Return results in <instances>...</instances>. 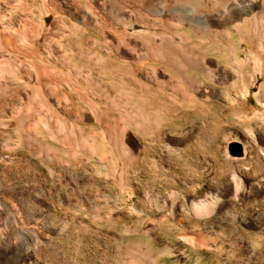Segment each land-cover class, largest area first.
<instances>
[{
    "label": "rangeland",
    "instance_id": "374dc122",
    "mask_svg": "<svg viewBox=\"0 0 264 264\" xmlns=\"http://www.w3.org/2000/svg\"><path fill=\"white\" fill-rule=\"evenodd\" d=\"M0 4V264H264V0Z\"/></svg>",
    "mask_w": 264,
    "mask_h": 264
},
{
    "label": "bare ground",
    "instance_id": "6f19581e",
    "mask_svg": "<svg viewBox=\"0 0 264 264\" xmlns=\"http://www.w3.org/2000/svg\"><path fill=\"white\" fill-rule=\"evenodd\" d=\"M3 0H0V3L2 2ZM179 1V0H178ZM249 2V0H248ZM251 2V1H250ZM235 4V3H234ZM1 5V4H0ZM234 6V5H233ZM201 17V16H200ZM182 20H185V19H182ZM187 21V19H186ZM2 22V18L0 16V23ZM188 22V21H187ZM190 24L192 23V21H190ZM2 25V24H1ZM192 25V24H191ZM1 28V27H0ZM17 40L18 39H15V32L12 30L10 33H7V34H4L3 32L0 31V99H3V98H6L8 97L9 94H7V90H9V87L10 86H7L6 84V79L7 77H15V75L17 74V71L20 67V64L23 63V61L19 60L18 59V52H19V47L17 45ZM20 40V39H19ZM24 43H25V46L27 48V51L24 55V57L27 59L31 58L32 56V48H33V41L31 42L30 39H23ZM22 42V41H21ZM19 44V43H18ZM169 45V44H168ZM30 52V53H29ZM20 54V53H19ZM164 56V55H163ZM40 58V56H39ZM165 58V57H164ZM180 60V59H179ZM163 61V60H161ZM178 60L177 58H173L170 57V59H166L164 60V64L168 65L169 68L170 66L172 67H175L174 64L176 65ZM184 63L186 66L188 65H192L195 67V71H197V73H200L202 72L199 68H198V62L197 60H189V59H184ZM27 63V62H26ZM25 63V64H26ZM32 63V62H31ZM236 63V62H235ZM238 64V67H239V70H243V65L239 62H237ZM22 65V64H21ZM22 67V66H21ZM172 67V68H173ZM24 68V66L22 67ZM33 68V67H32ZM43 71L46 72L47 74V78L45 79L44 76H40L42 79H41V85H43V87H49V86H52V88L56 89L58 88V83L53 80L51 77H49L48 73H47V69L45 66H42L41 68ZM194 69V68H193ZM20 70V69H19ZM23 69H21L20 71H22ZM40 71V70H39ZM19 72V71H18ZM41 73V72H39ZM4 74H7L8 76L5 77ZM28 74V73H26ZM44 74V75H46ZM19 75V74H18ZM40 75H43L42 73ZM17 78V77H16ZM11 80V79H10ZM18 81V80H17ZM12 84V83H11ZM12 86V85H11ZM13 88V87H12ZM262 89V88H261ZM51 90V88H50ZM29 93V92H28ZM14 94V93H13ZM15 95V94H14ZM12 96V94H11ZM67 98V97H65ZM5 100V99H4ZM2 101V100H1ZM12 102V101H11ZM10 103V102H9ZM11 104V103H10ZM0 106H1V102H0ZM1 109V108H0ZM1 112V111H0ZM51 112V111H50ZM35 116V107H34V101L31 99H28V101L22 106V108H20V112L18 113L17 116H13L12 115V118H11V121L13 122V131H14V134L17 135V137H20L22 139H31L32 137V134L31 132H29V129H31V125L33 124L32 120H34ZM2 117V116H1ZM4 117V116H3ZM8 117V116H7ZM5 119V118H4ZM46 123V122H45ZM3 124V121L2 119L0 118V125ZM10 125V123H9ZM8 127V126H6ZM44 127L46 128V130L50 131V126L48 124V122L44 125ZM10 128V127H9ZM33 130V129H32ZM4 132V131H3ZM34 132V131H33ZM32 132V133H33ZM9 135V134H8ZM4 136V135H3ZM34 136V134H33ZM11 138V137H10ZM2 139V137H1ZM12 139V138H11ZM8 140V139H7ZM1 141V140H0ZM31 141V140H29ZM28 141V142H29ZM6 142V141H5ZM22 143V142H21ZM24 143H27V141ZM31 143V142H30ZM29 143V144H30ZM23 144V143H22ZM32 144V143H31ZM26 145V144H25ZM28 145V144H27ZM13 146V145H12ZM15 146V145H14ZM20 147V146H19ZM23 148V147H22ZM9 149V147H8ZM13 149V148H12ZM32 149V148H31ZM30 149V150H31ZM19 150V149H18ZM28 152V151H27ZM31 152V151H30ZM30 155V154H29ZM3 209L5 211H7V207L6 206H2ZM212 205L211 204H197L195 205V208L196 210H198L199 212H202V211H206V210H211L212 209Z\"/></svg>",
    "mask_w": 264,
    "mask_h": 264
},
{
    "label": "water",
    "instance_id": "95a60500",
    "mask_svg": "<svg viewBox=\"0 0 264 264\" xmlns=\"http://www.w3.org/2000/svg\"><path fill=\"white\" fill-rule=\"evenodd\" d=\"M229 155L231 157L243 158L245 156V153L239 144L233 142L229 150Z\"/></svg>",
    "mask_w": 264,
    "mask_h": 264
}]
</instances>
